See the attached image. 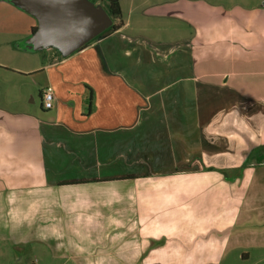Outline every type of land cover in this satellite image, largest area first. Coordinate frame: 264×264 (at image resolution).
<instances>
[{"label":"crops","instance_id":"crops-1","mask_svg":"<svg viewBox=\"0 0 264 264\" xmlns=\"http://www.w3.org/2000/svg\"><path fill=\"white\" fill-rule=\"evenodd\" d=\"M141 17L165 36L122 16L63 56L26 48L29 12L0 16V264H221L240 221L264 231V0Z\"/></svg>","mask_w":264,"mask_h":264},{"label":"water","instance_id":"water-1","mask_svg":"<svg viewBox=\"0 0 264 264\" xmlns=\"http://www.w3.org/2000/svg\"><path fill=\"white\" fill-rule=\"evenodd\" d=\"M37 19V28L25 44L30 49L57 47L67 56L91 41L112 24L103 9L85 0H15Z\"/></svg>","mask_w":264,"mask_h":264},{"label":"rangeland","instance_id":"rangeland-1","mask_svg":"<svg viewBox=\"0 0 264 264\" xmlns=\"http://www.w3.org/2000/svg\"><path fill=\"white\" fill-rule=\"evenodd\" d=\"M15 1V0H12ZM88 2L93 8H99L105 10V3L104 0H85ZM98 1V3H96ZM212 0H208V2H211ZM163 2H166V0H119L120 7L122 10V16L124 19H129L131 25L134 27H138V22L141 23L142 26H146L147 31L146 35H153L158 37L165 36L164 31H157L156 33L151 32L150 29H154L153 27L157 29L163 30V22L161 19L155 20L151 17H146L148 20L143 19L141 17V12L144 9H147L149 7H153L154 5L162 4ZM16 3V2H15ZM18 8L20 9H13L9 5L0 3V16H9L11 14H15L17 12H21L22 7L20 3L17 4ZM24 10V9H23ZM151 10V8L149 9ZM25 11V10H24ZM27 12V11H26ZM117 22L116 19H112V23ZM155 25V26H154ZM1 23H0V29H1ZM125 33H128L129 35H135L136 32H134L131 28L127 29ZM4 38L0 37V41H2ZM26 42V40L24 41ZM19 46L25 48V45L22 43L18 44ZM26 48L27 45H26ZM29 49V48H28ZM257 172L256 175L251 182V186L249 189V194H252L253 191L256 190V194H261L256 198L255 202H263L264 201V166H256ZM258 202V203H259ZM258 207H261V209L264 211V204H258ZM240 225H238L237 228L234 229L232 232L231 240L228 244V246L225 249L224 257L222 259L221 264H264V246L259 244L262 243L260 240L264 238V231H257L255 234L250 235L247 232L242 231V225L241 221L239 222ZM260 241V242H259ZM248 257L243 256L244 258H241V254L247 253ZM27 260L26 264H31L33 262ZM23 263V264H24Z\"/></svg>","mask_w":264,"mask_h":264},{"label":"trees","instance_id":"trees-1","mask_svg":"<svg viewBox=\"0 0 264 264\" xmlns=\"http://www.w3.org/2000/svg\"><path fill=\"white\" fill-rule=\"evenodd\" d=\"M104 3H105V11L107 12V14L112 19H116L117 22L112 23L110 25V27H108L106 30L101 32L99 35H97L95 38H93L91 41L86 43L84 46H82L78 50H80V49L84 48L85 46L89 45L93 40H95L98 37L103 36L105 33L110 32V31H116V30H118V29H120L122 27V25H123V22H122V19H121L122 11H121L119 0H104ZM35 30H36V28L32 29L33 32ZM263 160H264V155H262L261 157L257 158V163L262 162ZM243 167H245V164L242 166V168Z\"/></svg>","mask_w":264,"mask_h":264},{"label":"built area","instance_id":"built-area-1","mask_svg":"<svg viewBox=\"0 0 264 264\" xmlns=\"http://www.w3.org/2000/svg\"><path fill=\"white\" fill-rule=\"evenodd\" d=\"M54 92L50 86L45 87L41 91V106L43 109L48 110L53 106Z\"/></svg>","mask_w":264,"mask_h":264}]
</instances>
